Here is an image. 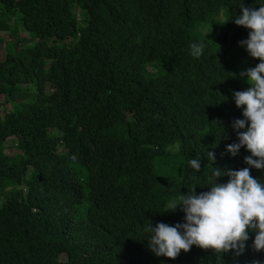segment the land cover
Masks as SVG:
<instances>
[{
    "label": "trees",
    "instance_id": "trees-1",
    "mask_svg": "<svg viewBox=\"0 0 264 264\" xmlns=\"http://www.w3.org/2000/svg\"><path fill=\"white\" fill-rule=\"evenodd\" d=\"M243 5L264 0H0V96L14 105L0 113V264H264L255 233L242 254L193 245L171 260L143 229L185 223L167 205L210 191L214 168L249 167L246 148L227 152L240 73L260 62L232 22Z\"/></svg>",
    "mask_w": 264,
    "mask_h": 264
},
{
    "label": "clouds",
    "instance_id": "clouds-1",
    "mask_svg": "<svg viewBox=\"0 0 264 264\" xmlns=\"http://www.w3.org/2000/svg\"><path fill=\"white\" fill-rule=\"evenodd\" d=\"M239 10L242 14L232 22L250 30L249 38L241 41V46L260 62L240 73L249 87L235 92L234 98L236 106L243 109L244 119L233 122L239 143L229 144L227 152L235 157L241 148H246L251 153L245 157L249 167L227 172L214 168L210 191L197 194V187H193L188 189L187 195L180 192L164 212L174 213L181 208L185 223L175 226L157 223L155 227L151 221L144 224V231L150 233L148 247L157 256L175 260L182 251L189 252L193 245L217 254L231 251L242 254L250 232L255 233V250L264 251V183L251 175V168L264 169V5L258 9L243 5ZM204 48L202 41L193 42L191 55L202 56ZM218 126L225 135L219 121ZM208 158L214 162V153L209 152ZM189 165L201 171L200 159H190ZM224 175L228 177L227 183L218 182Z\"/></svg>",
    "mask_w": 264,
    "mask_h": 264
},
{
    "label": "rangeland",
    "instance_id": "rangeland-1",
    "mask_svg": "<svg viewBox=\"0 0 264 264\" xmlns=\"http://www.w3.org/2000/svg\"><path fill=\"white\" fill-rule=\"evenodd\" d=\"M222 17H223V11L218 15V17H216V19L220 20V19H222ZM18 34H19L20 37H25L26 36V34H24L21 30L18 32ZM3 37L5 39H7L9 36H7L6 34H3ZM2 46H3V44H2ZM3 54L4 53L2 52V54L0 56L1 58L3 57ZM246 57H248V58H244V60H247V61L256 60V59H254V58H252L250 56L248 51H247ZM31 91H33V87H31ZM13 108H14V105L11 102L6 101V98L4 96H0V113L3 114V113H6V112H9ZM172 150H175V147H173L171 145L167 147V151L170 152ZM7 152L10 153V155H13L15 153V150L13 149L11 143L8 144V146H7ZM1 202H2V198H0V204H1ZM83 215H84V210L81 208L79 210V212L76 214V216L77 217H82Z\"/></svg>",
    "mask_w": 264,
    "mask_h": 264
}]
</instances>
